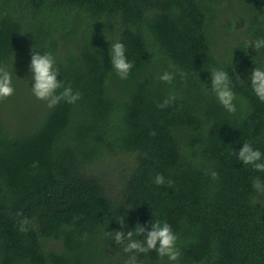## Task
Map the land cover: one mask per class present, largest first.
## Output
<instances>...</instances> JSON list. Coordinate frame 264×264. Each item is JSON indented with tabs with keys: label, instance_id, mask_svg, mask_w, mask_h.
<instances>
[{
	"label": "trees",
	"instance_id": "trees-1",
	"mask_svg": "<svg viewBox=\"0 0 264 264\" xmlns=\"http://www.w3.org/2000/svg\"><path fill=\"white\" fill-rule=\"evenodd\" d=\"M260 38L264 0H0V66L15 88L0 101V264H125L108 232L157 219L181 256L137 253L140 264H264V193L252 187L264 173L237 158L245 141L264 153L250 86L264 49L247 46ZM117 40L134 62L126 80L111 64ZM33 49L55 56L76 104L32 94ZM211 68L229 74L235 113Z\"/></svg>",
	"mask_w": 264,
	"mask_h": 264
},
{
	"label": "clouds",
	"instance_id": "clouds-1",
	"mask_svg": "<svg viewBox=\"0 0 264 264\" xmlns=\"http://www.w3.org/2000/svg\"><path fill=\"white\" fill-rule=\"evenodd\" d=\"M248 48H254L257 52L264 49V38L249 40ZM110 58L113 69L120 79H128L130 72L134 66V62L130 61L126 56L125 45L120 41H115L110 46ZM32 73V94L38 99L47 102L49 108L55 107L62 100L69 104H76L81 98L80 91H74L70 84L59 79L60 70L56 66L55 56L51 52L41 53L32 50L31 61L29 65ZM175 72H164L159 79L163 82L172 83L175 78ZM179 75L184 78L186 73L179 72ZM251 88L260 101L264 102V68L256 67L251 74ZM211 91L215 94L220 104L230 113H235L236 99L235 92L232 88V81L229 74L222 69L211 68ZM15 93L13 86L12 74L6 67L0 66V101L11 97ZM175 96H171L158 104L161 109L166 108ZM151 135H156V132H151ZM237 158L243 162L245 166L251 165L254 170L264 173V153L255 149L250 141H245L243 147L238 151ZM33 168L39 167V162L35 161L32 164ZM210 175L213 180L219 178L216 171H211ZM157 185L168 184L169 187L174 185V181L167 180L162 174H157L154 178ZM252 187L259 193H264V180L260 177H254ZM22 216V213H18ZM31 223L28 217H23L19 220L20 231L26 232L27 225ZM121 226H124V221H119ZM151 231L148 230V225L137 224L135 230L114 231L108 232L112 239L119 244H124V251L131 255L125 261V264H140L137 259V253H148L156 251L158 256L167 257L170 262H176L181 256V252L177 247L178 235L173 230L172 226L166 221L156 220L150 225ZM141 236L143 239H136ZM126 242V243H125Z\"/></svg>",
	"mask_w": 264,
	"mask_h": 264
}]
</instances>
